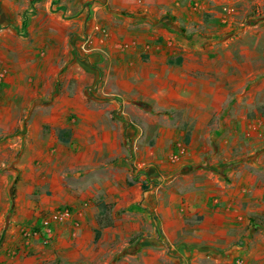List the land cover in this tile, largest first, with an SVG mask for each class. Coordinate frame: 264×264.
<instances>
[{"label":"crops","instance_id":"crops-1","mask_svg":"<svg viewBox=\"0 0 264 264\" xmlns=\"http://www.w3.org/2000/svg\"><path fill=\"white\" fill-rule=\"evenodd\" d=\"M193 18L186 0H0V264H264L261 38L243 64L216 37L215 61ZM92 24L110 36L81 58ZM60 208L52 243L23 248Z\"/></svg>","mask_w":264,"mask_h":264},{"label":"rangeland","instance_id":"rangeland-1","mask_svg":"<svg viewBox=\"0 0 264 264\" xmlns=\"http://www.w3.org/2000/svg\"><path fill=\"white\" fill-rule=\"evenodd\" d=\"M186 3L193 10V33L200 35L201 32L205 36L214 37L213 42L210 41L208 44L211 58L217 57V51L224 50L222 49L224 42L218 43L216 40V37L224 35L227 36L226 39L238 38V41L231 43L226 50L237 54L241 52L243 64H247L246 61L254 62L251 58L253 56L251 48L254 45L255 36L261 38L258 50H264V0H186ZM201 20L206 25L197 28L201 26L198 23ZM180 28L184 33L188 31L186 26ZM257 62L262 66L264 60L260 59ZM258 144V152H261L264 149V143ZM137 240L138 238L135 239ZM1 242L0 236V245ZM119 253H115L114 257L120 255Z\"/></svg>","mask_w":264,"mask_h":264},{"label":"built area","instance_id":"built-area-1","mask_svg":"<svg viewBox=\"0 0 264 264\" xmlns=\"http://www.w3.org/2000/svg\"><path fill=\"white\" fill-rule=\"evenodd\" d=\"M109 32L100 24H92L91 27L81 37H78L74 47L75 54L81 58H87L97 52H101L100 44L109 38ZM134 47V44H124L121 49L127 50ZM6 72L0 73V81L5 78ZM186 151L182 145L178 146V152L173 156L174 160H179ZM73 211L70 208H60L43 218L40 223L32 226H24L20 229V244L23 248H30L36 242H41L44 246H49L54 237L56 227L73 220Z\"/></svg>","mask_w":264,"mask_h":264},{"label":"trees","instance_id":"trees-1","mask_svg":"<svg viewBox=\"0 0 264 264\" xmlns=\"http://www.w3.org/2000/svg\"><path fill=\"white\" fill-rule=\"evenodd\" d=\"M105 207V206H104ZM106 208V207H105ZM102 223V222H101ZM100 236V232L98 231L97 232V238Z\"/></svg>","mask_w":264,"mask_h":264}]
</instances>
